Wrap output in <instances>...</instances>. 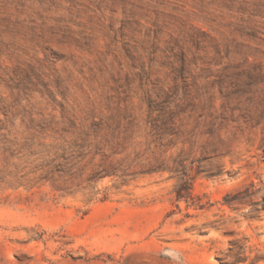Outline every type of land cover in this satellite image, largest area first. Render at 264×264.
<instances>
[{"label":"rangeland","instance_id":"obj_1","mask_svg":"<svg viewBox=\"0 0 264 264\" xmlns=\"http://www.w3.org/2000/svg\"><path fill=\"white\" fill-rule=\"evenodd\" d=\"M0 264H264V0H0Z\"/></svg>","mask_w":264,"mask_h":264}]
</instances>
